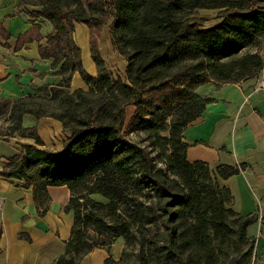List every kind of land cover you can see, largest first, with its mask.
Returning a JSON list of instances; mask_svg holds the SVG:
<instances>
[{"label":"trees","instance_id":"1","mask_svg":"<svg viewBox=\"0 0 264 264\" xmlns=\"http://www.w3.org/2000/svg\"><path fill=\"white\" fill-rule=\"evenodd\" d=\"M33 5L52 28L39 56L51 61L61 80L40 87L38 95L0 103L7 130L34 139L7 159L0 176L31 188L41 216L48 209L47 188L68 189L64 211L72 214V226L54 264H80L117 238L137 241L139 264H219L224 257L228 264H250L254 241L247 228L255 218L234 212L230 191L219 184L239 169L212 172L206 163L188 162L183 131L212 102L196 93L199 86L238 84L262 71L264 0H37ZM197 10L220 11L219 23L202 27L193 17ZM78 24L89 31L94 76L85 71L74 41ZM104 25L112 47L126 60L124 79L112 77L98 50L94 35ZM33 31L39 27L19 37L18 47L41 41ZM74 74L86 90H69ZM128 107L135 109L129 121ZM25 115L60 122L66 134L61 150L44 148L34 128L24 130ZM135 133L145 135L147 149L126 138ZM94 195L106 203L94 201Z\"/></svg>","mask_w":264,"mask_h":264},{"label":"crops","instance_id":"2","mask_svg":"<svg viewBox=\"0 0 264 264\" xmlns=\"http://www.w3.org/2000/svg\"><path fill=\"white\" fill-rule=\"evenodd\" d=\"M34 1L0 0V103L38 95L40 87L61 80L54 75L51 61L39 56V45L44 44L52 28L37 14ZM32 26L39 27L32 35L40 36L41 41L18 47L19 37ZM79 28L87 29L78 24L75 30ZM85 54L90 59L89 47ZM256 85L257 79L222 85L209 81L199 86L196 93L212 102L184 129L183 141L188 145V162L206 163L212 172L218 167L239 169L238 174L219 180V184L230 191L234 212L254 216L247 236L254 241L255 264H264V91H256ZM84 87L79 75L74 74L70 90ZM7 126L8 118L0 117V171L7 159L21 152L22 144H34L33 138L12 133ZM22 128H34L42 146L54 152L61 150L66 139L60 122L51 118L36 120L25 115ZM46 192L48 209L41 216L31 188L25 189L20 180L0 176V264H54L62 255L72 226V214L64 211L69 191L60 186L48 187ZM89 256L92 252L83 259Z\"/></svg>","mask_w":264,"mask_h":264},{"label":"rangeland","instance_id":"3","mask_svg":"<svg viewBox=\"0 0 264 264\" xmlns=\"http://www.w3.org/2000/svg\"><path fill=\"white\" fill-rule=\"evenodd\" d=\"M220 13L221 12L218 10H197L194 13L193 17L198 19L202 27L210 28L219 23L218 17L220 16ZM94 39L97 43V47L101 54V57L103 58L112 77L114 79H124L127 63H126L125 58L119 55L112 47L107 25H104L103 27H101L98 33H95ZM74 41L81 50V56L84 57V60H82V62H83V67L85 71L90 76H94L95 75L94 64L93 63L91 64L90 59H87L86 54H85L86 50L89 47V41H90L89 31L86 28H79L75 30ZM263 47H264V44L259 48V53L263 51ZM88 63L92 65V68ZM71 81H72V78H71ZM70 87H71V82L69 85V90H70ZM84 90H86V87H84ZM51 109L53 108H48L47 112L48 113L52 112ZM53 110H56V109H53ZM134 111L135 109L133 107H128L126 109V115H127L128 121L132 117ZM21 135L23 138H26V136H28L29 134L26 132V133H22ZM126 138L147 149L148 142L144 141L146 138L145 135L136 134V133L128 134L126 135ZM143 195L145 196V199L150 198L149 193L145 190L143 192ZM92 199L98 203H102V204L106 203V200H104L99 195L92 196ZM46 205H47V202H46ZM134 230L135 229H133L132 232H134ZM138 252H139V246H138L137 241L133 240L131 243L126 244L122 238H117L113 241V244L109 248L94 249L92 251V256H89L83 259V264H139L138 263V256H139ZM253 257H254V251H253L250 264L253 261ZM228 261L229 259L225 257L220 258L219 264H228ZM80 264H82V261L80 262Z\"/></svg>","mask_w":264,"mask_h":264},{"label":"built area","instance_id":"4","mask_svg":"<svg viewBox=\"0 0 264 264\" xmlns=\"http://www.w3.org/2000/svg\"><path fill=\"white\" fill-rule=\"evenodd\" d=\"M260 56L263 60V68H262V71L260 72V74L258 75V77L256 78L257 79V85L255 87L256 91H261V90L264 91V47H263V51L260 53ZM251 264H255L254 257H253V261Z\"/></svg>","mask_w":264,"mask_h":264}]
</instances>
